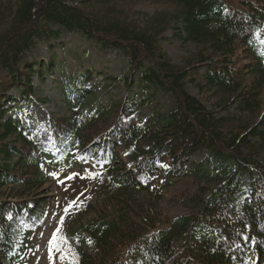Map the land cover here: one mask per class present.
I'll use <instances>...</instances> for the list:
<instances>
[{"label": "trees", "instance_id": "1", "mask_svg": "<svg viewBox=\"0 0 264 264\" xmlns=\"http://www.w3.org/2000/svg\"><path fill=\"white\" fill-rule=\"evenodd\" d=\"M123 1L0 0V264L24 260L50 203L43 164L66 160L106 171L102 196L75 220L76 264H264V0H142L160 7L136 20L117 10ZM63 32L120 52L128 93L167 94L172 108L132 122L125 98L44 129L22 123L31 78L42 77L26 55ZM166 33L193 46L179 65L161 52ZM90 74L62 79L68 99L92 95ZM197 152L205 163L190 161ZM184 180L194 209L170 215L165 187Z\"/></svg>", "mask_w": 264, "mask_h": 264}, {"label": "rangeland", "instance_id": "2", "mask_svg": "<svg viewBox=\"0 0 264 264\" xmlns=\"http://www.w3.org/2000/svg\"><path fill=\"white\" fill-rule=\"evenodd\" d=\"M160 7V6H159ZM142 0H124L117 10L127 18L140 19L142 14L151 15L156 8ZM87 10V9H86ZM9 20H0V31L7 28ZM161 52L173 65L181 64L182 60L193 51V46L174 40L171 34H165V40L160 43ZM27 62L42 64L41 69L45 74L41 77H33L32 83L35 88L34 101L29 110H24L19 118L37 123H45L50 115L61 118L73 113L72 106H68L61 90V78L77 76L87 71H92L91 81L85 85L92 84V97L83 99V109L99 111L107 109L112 102H119L130 98L134 105L135 118H145L152 112L165 114L173 106L171 97L167 94L153 91L141 92L134 87L128 93L120 77L128 75V65L123 55L116 50H102L100 46L84 39L78 34L61 35L58 43L39 42L26 55ZM51 65L50 70L43 66ZM100 73V74H98ZM111 79H118L112 86ZM186 91L203 100L197 90L187 83ZM15 96L17 93L12 91ZM145 97V98H144ZM205 106L208 104L203 101ZM109 124L115 123L114 114H109ZM13 141V137L8 142ZM264 163V152L259 155ZM190 161L194 165L206 162L203 152L193 154ZM51 177L50 197L51 207L44 226L38 229L30 241L29 259L25 264H76L71 253V243L80 236L75 230V220L87 209V205L97 197H101L105 188L104 177L93 173L92 168L85 167L84 172H78L75 166L54 170L52 167L46 170ZM69 177H72L69 179ZM161 178L158 179L160 183ZM157 183L156 185H159ZM166 205L165 211L170 215L188 213L194 209L184 195L189 194L191 185L189 181H180L170 188L165 187ZM4 192V191H2ZM2 193V196L8 194ZM68 208V212H65ZM63 219V223L60 221ZM60 228L56 244L49 251V241L57 228Z\"/></svg>", "mask_w": 264, "mask_h": 264}, {"label": "snow or ice", "instance_id": "3", "mask_svg": "<svg viewBox=\"0 0 264 264\" xmlns=\"http://www.w3.org/2000/svg\"><path fill=\"white\" fill-rule=\"evenodd\" d=\"M72 177H69V179H71ZM65 212H68V208H65ZM60 223H63V219H61ZM60 232V228L58 227L56 229V232L53 233V236L51 238V240L49 241V251L52 250V247L56 244L57 238H58V234Z\"/></svg>", "mask_w": 264, "mask_h": 264}]
</instances>
